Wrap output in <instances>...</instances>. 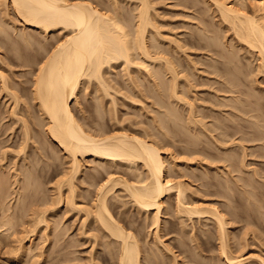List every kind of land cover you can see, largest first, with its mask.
Returning <instances> with one entry per match:
<instances>
[{"label":"bare ground","instance_id":"6f19581e","mask_svg":"<svg viewBox=\"0 0 264 264\" xmlns=\"http://www.w3.org/2000/svg\"><path fill=\"white\" fill-rule=\"evenodd\" d=\"M1 1H3L6 6V10L3 13L6 16L4 17H7V15L9 14L8 8L12 9V11L14 12L15 19H11V17L9 19L8 18L9 16L6 19L5 18L4 19L6 20L7 25L17 30L15 32H17L18 34L21 29L19 28V31H18V29L15 26L17 25L16 22H20L24 27L27 26V27H31L37 30V32H40V35L44 36L45 39H47L48 37L47 35L50 32H53V33L61 32L62 33V34L60 33L61 35L59 38H55L53 39L54 41H51V42L50 41L45 42L44 40L40 38L42 40L41 41L36 36L34 37V34L33 35L30 34L33 40H36L35 42H39L38 45L40 49L42 48L43 50L41 51L43 52L42 53L43 56H41L42 61H40L39 64L37 63L38 67L36 68L35 71H32L33 78L31 81L33 85L32 96H33V99L36 101L37 106L42 116V118L40 119L41 120L40 124L39 123L38 124L43 128V130L45 131L44 133L47 134L46 136H48L53 142H55L56 146L63 149L66 156L68 157L69 164L67 165L65 164L68 169L66 170L62 169L63 170L62 177L59 178V180L56 181L54 184L55 191H56L55 194L57 197L55 198L57 199L56 200L57 204L62 205L61 203H63V205L64 204L68 205L66 207H69V208L71 207L73 209L76 208V210L79 209V211L83 210L84 218L82 217L83 222H81V224L83 223V225L81 226H85V222L88 220V218L93 219L95 223V229H96L95 234L96 235L93 236L94 238L92 239H95L96 241L97 238L99 237L98 235L101 233L102 239L105 240V244L115 245V248L112 254V259L114 260L113 264H161V261H159L156 258L157 254L159 255L161 254L162 257L163 256L166 257L167 256L166 254L168 253H169V256L171 253V258L169 259L170 262L168 260L169 264H183L184 261L181 262V259L179 257V255L181 254L184 256V258L185 257L187 258L186 263L193 262V264H217V263L210 261L211 260L210 258L204 257L201 254V251L199 250V246L205 243L203 236H207V237L213 236L214 239L217 241L216 248L219 254L218 258L220 256V259H221L220 262L222 261L224 264H250L252 263L251 262L252 260H250L251 254L250 255L248 254V257L247 256L244 257L245 253L244 254L242 253L244 252L243 251L244 248L239 251L240 253L236 252L237 254H233L231 251V245L229 242L230 235H229V229H228L229 222L227 220L229 218L226 217L227 215L225 216L228 210H225L227 212L225 213L224 211L223 213V211L222 210L220 211L219 208L217 209L216 205L214 204L213 205L215 207L212 204L211 206L209 205V203L206 204V203L201 202L203 204L202 205L200 201L198 203L197 200L196 202L198 204H196V202L193 201L194 198L192 199V201H190L191 198L188 197L190 195L187 196L186 194V189L188 190V188H186L187 183L184 184L182 180L173 182L172 179L165 177V171L167 167L165 165L164 159L162 158L160 154V149L158 148V142L156 139L154 140L153 137H152L153 139L150 137L151 134L147 133V134L140 135L131 130L130 131L124 130L125 128L123 130L122 128L115 129V130L113 129L114 131L109 128L104 130L102 128V125L99 126V128L94 129L95 131H93V129H91L92 127H87V126L85 127L84 123H81L80 121H78V118H76L74 114L75 111H73L74 108H72L70 105L72 100L76 98L77 90L81 84L85 85L86 83H89V82H96V85H99L101 88H103L106 91L107 87H106V82L103 77V74L105 71L112 69L113 62L115 61L119 60L120 63L122 62V64L124 65H130L131 63H134V61H140L139 64H142L143 66H145V69H147L150 65L151 67H156L154 66V63H158V64L160 63L159 64L160 66L157 64L158 67L161 68V66L163 65L162 68L165 69L164 70V72L166 71L165 74L167 73L170 76V80L169 79H167L166 81L162 80L158 76L157 71L152 72L148 69L146 70L147 72H150L151 75H155L157 78H159L160 82L159 84H157V88L159 92L161 91V93L157 94V101L159 103L162 102L161 107L162 106L164 107L165 111H167L166 113L170 116V119L174 123H178L179 120H182L180 115L176 114V111H174L176 110L175 109L176 106L174 105L175 104L177 105V103L181 102V104L183 103L184 106L186 105L188 106V107L186 106V109H188L189 111H188V114H187L188 116L186 117L187 119L185 120V122L187 121L188 124L194 125L192 127L193 130L191 129L192 130L191 132L193 133L194 137L183 140L185 142V148L186 147L190 148L191 152L193 153H202L205 155L207 154V156H211L207 152V148H205L208 145L205 143L203 144V142L198 139L200 135H205L208 137V135L203 132L204 130L207 131L208 130L207 128H209V126L206 127L208 124L202 119L207 116L209 117L210 113L209 112L206 113L207 115H205L204 113L200 117L198 115V117L196 118L198 113L195 111L197 113L195 114V112L193 111L194 104L190 100H188V98L186 97L187 95H184L185 93L183 94L182 90L179 91L180 88L178 89L179 83L177 79L178 72L174 65L176 64L174 63V60H173L174 57L170 55L169 50L167 51L165 47H161L162 44L157 42L159 41L158 37L161 36L164 39L167 38V41L169 40L168 42H173L177 44L178 47H180V44L177 43L179 41L173 40L172 38H169L167 36L164 37L161 34V32H159L158 26L156 25L157 21L154 20L155 16L151 15L152 13L150 12L151 5L148 2V0H134V1L126 0L128 8H129L130 2L134 3L133 4L134 6H132L133 10L131 8L126 9L128 13L132 12V14L129 13V15L127 16L124 15L126 13H123V11L121 10L122 8L119 7L120 4L118 3H120L121 0H108L107 2L110 1V4H108L104 0H0V2ZM208 1L211 2V5L213 6L212 18L216 20L217 25L219 26L217 27L220 30H223L229 33L230 41L234 40L241 47L244 46L246 49L255 51L260 59L259 67L261 69V72L264 74V14L258 15V14L248 13L243 6L239 5L240 3L239 0H208ZM105 2L108 4V6L106 5ZM101 6H104L103 9L105 8V10L102 11ZM123 8L125 9L124 6ZM202 20L203 19H200L201 22ZM210 30L211 29L209 30L205 29L203 33L205 32L212 33V30L211 31ZM22 32L23 30H21L20 34H22ZM152 34L153 35L157 34L158 35V37L156 36L157 39H155ZM148 35H150V37L152 35L153 36L152 38L155 41L154 40L152 41L151 40L152 38L150 39ZM212 36L213 38L210 36L207 37L206 34H202L201 36H199L200 37L198 38L199 40L200 39L205 40V37H207L209 39L212 38L211 41L203 45H197V44L196 45L200 47H207L210 51H213V53L217 57L222 59V60L212 59V61L216 63L215 64L216 67L213 65L215 67V70L219 71V78L223 77L222 78L223 80L221 82L219 80V92H224L223 94L227 93V95L235 94L234 96H230L231 99L229 98V96L226 95L228 97L226 99L228 100L222 101V102L220 101L221 103L219 102L218 105L223 106V108L221 107V109H224L225 107V110H238V111L247 110L245 109V107L249 105V102H247V100H242L240 96L243 95L247 98H250L251 96H253V93L251 95L249 94L250 93L249 91L247 92L246 90L244 91V89L242 90L240 88V85H242L244 81L238 78L236 73L238 72V75H239V73H242L243 71L241 72L240 70H238L237 72H235V71L230 70L231 69L230 65L235 64V61H237V58H236L237 56L232 55V53L236 54V52L229 51V50L224 51V49H222L223 47H221L222 43L220 41L219 43L216 41L217 35L215 31L213 32ZM39 47L37 46L38 49ZM170 48L172 47L170 46ZM0 87L7 94L13 97L15 103L18 102L17 100L18 97L16 96L15 92H13L10 89V86L7 81V77L2 72H0ZM161 97L163 98L166 97L167 99H170L172 101V104L171 103L169 104V102L167 101L164 102V100ZM175 101L177 103H175ZM9 113L13 115L15 114V111H13L12 109V111H10ZM225 115H227L226 112H225ZM228 115H231V114L228 113ZM215 118L217 117L215 116ZM223 120L222 122L220 120L221 123L219 124H214V122H212L213 124L211 123L212 125H210L211 127L209 128L207 133L209 134V137L211 140H213L215 143L219 142V150H220L219 151V162L225 163V164H222L221 166L225 170L224 174L228 176L227 178L226 176H223L224 180L223 181L221 180V182L219 181L220 182L219 188L222 189L221 191H228V188L229 189L231 188L229 186V183L230 181L232 182V179L238 182L237 176H233V174H231L230 176V172H231L230 168L233 167L234 169H232V171L234 172L235 170V172L238 173L240 171V169L237 167L238 163L241 165L240 167L242 168H250V167H246V166H249L246 164L247 162H245L246 156H248L249 158V156L252 155V153L254 154V152L255 154H257V156H264L263 155L264 147L262 146L260 147V149L258 148L254 149V152L252 151L253 149H251L250 155H249V153H247L248 148L246 149V147L242 145L243 143H241L242 142L241 140H245V141L246 140L247 141L264 140V134H262L261 132L257 134L255 133V136L251 139H247L245 136H241V135L239 138L238 137L239 135L237 134L238 132H240L239 126L228 123L226 121L228 119L226 118H223ZM21 122L23 123L22 124V137L20 140L19 150L15 156L17 158L18 156H20L19 157L20 161H15V160L12 161L13 159H10L11 162H9V165L7 166H10L11 163L13 167L15 166L14 171L16 173L14 174V177L16 179V182L18 181L20 190L21 189L25 190L23 191V193L27 194L26 192L28 191L26 189L30 187H32V189L34 188L33 193L35 192L38 193L40 192L39 190H42V189L40 188V185H41L40 181L39 179H37L38 174L35 175V173L43 169V168L37 167V163H39V161H42L39 150L43 151V147L42 149H38V152L37 150L35 151L33 150L32 152H29L28 154L25 153V149L27 145H29L28 142L32 138V134H31V129L28 125H26L25 120L22 119ZM157 124L160 126L161 129L163 128L162 130H164L165 132L164 133L163 131H161L163 132V134H167L168 133L167 130L170 133L172 132V134L179 133L178 129L175 128L176 129L175 130L173 127H170L167 124V121L163 119V116L158 117ZM197 126L198 128H195ZM109 130H112V132H109ZM217 130H219L218 133H217ZM229 130H231L232 132L231 133L228 132ZM214 132L216 134H214ZM196 134L199 136H197ZM235 135H238L236 137L240 139L239 140L237 138L238 139L237 141L239 142L241 141L240 149H242V155L240 154L239 156L241 157L240 159L233 158V154H234L233 152L235 150L232 148L233 147L232 145H236L234 144L236 142V141L234 142L235 138H233V136L235 137ZM228 137L229 139L232 138V140L231 139L229 140ZM176 138L177 137H174V139ZM179 141H182V140L180 139ZM227 144H230V147ZM255 150H258V151H255ZM5 152H3L2 154L3 155L2 157L4 159H5V156H4ZM3 158L0 159V161H3ZM89 161H93V162L98 161L101 163L108 162V165L112 167L113 165L117 166V164H120L123 167L124 165L127 166V169L137 168L136 170L134 169L135 171H137V173L136 172L133 173L132 172L133 169H131L130 172H132L133 175L135 173L139 175H135L136 176V179H135V176L131 177V173L128 171L129 173L128 174L127 169H125L126 173L122 172V174L120 173L115 174L114 172L115 170L111 171L115 175V176L114 175L112 176L111 175L112 173H109L108 172L109 170L103 164L99 166L100 168L103 167L102 170L103 172L105 171L106 173L105 172L102 173L101 169L98 170V168H97L98 172L95 169L96 173H95V170H94V173H91L92 171L89 173L85 171L86 177L84 176L83 180L89 183L90 185H93V188L95 187L94 188L95 194H94V197H92L93 199L90 202L88 207L86 203L84 207L82 206L79 207L78 206L79 204L76 203L77 200L75 201V198L77 196V194L75 195V193H77L76 189H79L78 188L79 184L77 180L80 181V178L79 179L77 178V174L82 172L81 169L84 167V165L85 166L86 164L88 165ZM3 164L5 163L2 162L1 167H3L2 166ZM139 164H141V167L144 169L143 170L144 173L141 172L142 174L138 172L139 171L138 167H140ZM1 167H0V207H2L3 213L1 214L2 217H0V225L1 226L5 225L4 227L5 228L7 227L6 229L11 232L12 230H14L13 228L15 227L18 228V226H20L19 225L20 222L18 221L21 220L22 225L19 228L20 230L25 229V227H22L23 224L24 226L26 225L25 224L26 222L23 223L25 219H21L22 218L21 215L15 214L16 213L15 211L17 210V208L14 212L11 210L9 213L11 206H9L8 203L11 204L13 202V201L11 202L8 201V199L10 200L9 196L11 193H8V196H7V191L11 190L9 187L10 185H8L10 183L8 181V184H7V178H8L7 177L8 172L6 171L7 167L5 168L4 166L5 169L4 168L2 169ZM253 170L250 174H252V176L257 175L259 178L262 179L263 176L261 177L259 172H257L256 170L254 171ZM104 174H107L106 179L101 178L102 175ZM100 178L102 179V182L98 183L101 180ZM131 178L132 180L134 179L135 180L132 181ZM253 182L254 181L251 180V177L248 176L247 178L246 177L244 178V184L241 185L240 194H242L243 198L248 201L251 199V197L249 196V192H251V189L257 188L255 185H253L254 184ZM118 185L119 187L121 186L120 189L123 190L124 193H126L123 195V197L126 195L128 197V200H130V202L127 204H129V206L135 207L140 212V214L141 213L144 214L145 216V218H143L144 221L145 219L146 221L151 220L150 228L153 226L152 227L153 230L148 229L147 231L150 233V230H152L151 231V233L153 234L152 239L154 240V241L152 240V243L154 245L150 243V241H148V238L143 240L145 236L142 238V240L137 237L138 232L134 228L131 227L132 220L129 219L131 223L130 221H127V216H123L124 213L121 212L120 214L121 216L119 215L115 216L113 214L112 210L115 205L114 201L117 200L115 199L117 195L115 194L113 190H115L116 186ZM7 186L9 187V189H7ZM247 188H249L250 190H248ZM29 190L31 191V189ZM172 191L174 192V195H173L174 203H172L173 205H171V203L169 205L168 203L170 201L167 200V198L170 197L171 194H173ZM41 192L43 193L44 191H41ZM112 192H114V195H113L114 198L111 195H110L111 198L108 197L109 193H112ZM21 195H23L22 198L26 197L24 196V194H21ZM29 197L25 199L30 200L31 202L35 201L33 199L34 197L31 198L32 197L31 195H29ZM84 197L86 198V196ZM121 197L122 195L120 197H117L118 200H121ZM223 197L227 198V195L223 194ZM6 199L8 202L6 201ZM39 199L41 198H38V201ZM19 200H21V198ZM26 200L24 202V199H23V201L21 202H24L25 203L24 205L28 204V206L30 207L27 206V208L30 211H31L30 208L32 206V210L34 212L32 213L31 211L33 215L30 213V211L25 212V211H28V209L26 208V206H23L26 208V209L25 208L23 209V212L25 213L23 215H25V218L27 219L29 218L31 219L32 216L33 217L36 216L35 219H33L32 217V220L35 223L31 224L32 220L31 221L26 220L27 225L29 224L33 225L32 227L33 229H31V226H30L29 229H31V231L29 230L28 234H26L27 230L26 231L23 230V232L25 231L26 233H22L21 231L23 239L24 237L26 238L27 236L26 239L30 241L32 238L35 239V236L32 237V235H34V231L37 228L39 229L40 226L42 227L41 224L39 225V227L37 226L39 223H45L47 225H50V223H46L45 218H47L48 216L46 217L44 216L45 212L47 213V211L45 212L39 211L40 208L38 209L35 206L37 208L36 209L35 207H33L34 206L33 203H30V201L28 202ZM3 201L7 202L8 204V207H9V210H7L8 214L5 213L7 207L6 208L3 207V204H5V202ZM40 201L42 203L44 202L43 200H40ZM29 203L32 205H30ZM121 203L123 204L124 201ZM37 204H39V202ZM122 204L120 205L121 207L125 205V203L123 205ZM167 204L168 206L172 207V208H169V210L170 209L173 210V212L170 210V212L172 213L171 216L173 217L176 215L181 220L180 224L182 226V229L185 224L188 225L186 220H188V222L189 221L191 222V226H188V227H190L189 229H191L190 230L191 237L195 238L196 242L194 244V248L198 250L197 254L201 255L200 258H197L194 254H192L191 252L187 250H183L179 244L172 245L171 242L166 243L164 241L166 240V238L165 239L162 238L165 234L168 235V233L171 232L173 229L170 222H169L170 223L169 226L167 225V228L162 229L166 220L164 219L162 221L161 219H163L164 217L161 218V216H164L165 214L164 210H166L167 215L169 213V211L167 210L168 208L166 206ZM23 207L19 206V209L21 208L20 210H22ZM12 208H13V204H12ZM43 208L44 207H42V209ZM1 210H0V213L2 212ZM11 212L14 214L11 215ZM26 213H27V217H26ZM28 213H30L31 216L30 215L28 216ZM227 214L232 215L233 212L229 211V213ZM149 216H151V219H148L150 218ZM92 219H89V222L90 220L92 221ZM203 220H206V222L203 223L204 222ZM29 221L30 223H28ZM50 221L47 220V222H50ZM146 221H145V224H147V227H148V223H146ZM195 222L196 224L199 225L198 227H196ZM210 222L212 226L207 227V225ZM45 224L43 225L45 226ZM47 225H46V228L49 227ZM200 225L206 226V228H203ZM5 228L3 229L0 228V229L3 232L4 230L7 232ZM48 229H46L47 231H45V228L44 230H41L42 236H43V231L48 232V234H44L45 238L48 239L46 241H49V237L51 238V236H48V235L50 233L52 234V232H50V230L48 231ZM20 230L16 229V232H14L15 231L14 230L12 231V233H5L6 236H8L7 239H2L3 241L1 242L3 244H1L0 242L1 245H4V242H6L5 246L8 244L6 246L7 250L5 248H4L5 250L3 249L7 253V255H10L9 253L14 252L12 254L16 253L15 255L17 256L18 254L19 256L20 255L19 253L22 252L23 250L29 251L30 253L31 249L35 247V245L34 247H32V244H31L34 241V239H32L33 241L31 240L32 242L30 241L29 242L30 244L27 246V244L26 245L24 244L25 242L23 240H20V238L22 239V237L20 236L21 234L19 235L20 238L17 235H14L15 233L17 234V232H19ZM161 232L163 233L162 235H161ZM55 233H53V238L55 237L54 236ZM149 233H146V234L148 235ZM10 234L13 235L11 236V238H10ZM23 234L24 235L26 234V235L24 236ZM38 234L40 235V233ZM0 235H1L0 237V240H1L3 235L2 233ZM41 235H40V238L38 236L37 238L41 239L44 237V236L41 237ZM15 236L18 238L17 242L19 245L16 244L18 245V247L14 248L15 247L14 246L13 248H11V251H12L11 252L9 250L11 247L9 244L12 245L11 241H13L12 239H14ZM96 236L98 237L96 238ZM3 237H5V235ZM8 238L10 239V243L8 242L9 241ZM55 238L56 240L58 239L57 237ZM145 240L153 245V246L151 245L152 248L157 244L156 245L157 247H154V248L156 250L157 249L159 250L155 252L154 248L152 249L151 246H147L146 247L147 254H145V250L139 244V242H142V241L144 242ZM46 241H45V244H46ZM146 241L145 243H147ZM247 241L248 240H246V243ZM17 242L15 241V243ZM35 242L36 241H34V243ZM42 242L44 244V241ZM52 242L53 240L51 241V243ZM39 243H40V240H39ZM38 244H37V248H34L32 250L34 253L36 249L38 250V248H41L42 250L43 249L42 247H44L45 245V244L43 245L42 243L41 244L43 246L41 244L40 245ZM246 245L248 244H245V246ZM49 246H45V247L49 248ZM54 247L55 249H57L56 246ZM174 247L178 250V253L176 252L177 254L172 251ZM51 249H53V251H51ZM51 249L50 251H48L49 253H52L53 255V253L57 251V255H59L58 253H60V251L58 252V250H55L54 248H51ZM38 251H40V249ZM24 253L26 252H23V254ZM29 253L28 254L26 253V255H29ZM46 253L47 252L43 254L45 255ZM39 255L40 254H38V256ZM57 255H54L53 263L48 262V264H60L61 262L64 263L65 261H67V257L62 256L60 259L58 258L60 256L57 257ZM30 256L31 255H29L28 257L30 258ZM32 256L31 258H33V260L32 259L31 260L34 261L35 254L33 255L32 253ZM36 256H37V253H36ZM252 256L253 258L256 259L258 264H263V261L260 255H259L260 257L256 255H255L256 257H254V255ZM40 257H42V253ZM25 261H27V259ZM28 261L23 264H27ZM48 261H50V259Z\"/></svg>","mask_w":264,"mask_h":264},{"label":"rangeland","instance_id":"374dc122","mask_svg":"<svg viewBox=\"0 0 264 264\" xmlns=\"http://www.w3.org/2000/svg\"><path fill=\"white\" fill-rule=\"evenodd\" d=\"M104 1L107 2L108 0H104ZM131 1H134V0H131ZM148 2L151 5L150 12L153 13V14L151 13V15H154L155 16L154 20L157 21L156 25L158 26L159 32H161V34L164 37L167 36L169 38H172L173 40L179 41L177 43L180 44V47H178V45L173 42H168L169 40L167 41V38L164 39L160 35H159L160 37H158L157 34L156 35L152 34L155 39H157V37L159 38V41L157 42L162 44L161 47H165L167 51L169 50L170 55L174 57L173 60H174V63H176L174 65L178 72V78H177L178 83H179L178 89L180 88L179 91L182 90L183 94L185 93L184 95H187L186 97L188 98V100H190L194 104L193 111L194 112L196 111L198 113L197 114L195 112V114H197L196 118L198 117V115L200 117L202 114L205 113V115H207L206 113L209 112L210 116L204 117L202 119L203 121L207 122L208 125L205 123L207 125L206 127L209 126L210 128L211 127L210 125L213 124L212 122H214V124L221 123L223 118L228 119L226 120L228 123L239 126L240 132L237 133L239 136L238 135H235V137L233 136V138H235L234 142L235 141L237 142V143L236 142L234 143L236 145H232L233 146L232 148L235 151H237V152L235 151L233 152L234 153L233 158H236V159L241 158L239 157L240 154L242 155V149H240L241 141H242L241 143H243L242 145H244L246 149L248 148V151L247 150L246 151L247 153H249V155H250L251 149H253L252 151L254 152V149L256 148L260 149L261 146L264 147V140H251V141L241 140L240 142L237 141L240 138V135L245 136L247 139H251L255 136V133L257 134L261 132L262 134H264V74L261 72V69L259 67L260 59L257 53L255 51L246 49L244 46L241 47L234 40L230 41L229 33L223 30H220L218 28L219 26L217 25L216 20L212 18L213 6L211 5V2H209L208 0H148ZM239 2H240L239 5L243 6L248 13L258 14V15L264 14V0H239ZM107 3L110 4V1ZM107 3L106 5L108 6ZM130 3H129V8L133 10L132 6H134L133 5L134 3L133 2H130ZM118 4L121 5V6L119 5V7L122 8L121 10L123 11V13H126L124 15L126 16L129 15L130 12L128 13L126 10V9H129L127 7L128 6L127 1L123 0L122 2L121 0L120 3ZM123 6L125 7V9L123 8ZM101 7L100 9L102 11L105 10V8L103 9L104 6H101ZM5 10H6V6L4 2L1 1L0 2V40H1L0 42V72L6 75L10 89L13 92H15L16 96L18 97L17 98L18 102L15 103L13 97L7 94L0 87V159L3 158L2 154L3 152L6 151L4 153L5 159L3 158V161H0V167H1L2 162L5 164H3L2 165L3 167L1 168L3 169L4 166L5 168L7 167L6 168V171L8 172L7 174L8 178L6 177L7 184L9 181L10 184L8 185H10L9 187L11 189L7 191V196H8V193H11L9 196L10 200L8 199V201L10 202L13 201L11 204L8 203L9 206H11L10 210L7 204L8 202L7 199H6L7 202L3 201L5 202V204H3V207L8 208V209L6 208L5 213H7V210H9V213L11 210L14 212L17 208V210L15 211L16 212L15 214L21 215L22 216L21 219H25L23 223L26 222L25 223L26 225L24 226L23 224L22 226V227H25V229L20 230L19 228L22 225L21 220L18 221L21 223V224L19 223L20 226H18V228L15 227L17 230H20L19 231L20 233L17 232V234L15 233L14 235H17L19 237V235L21 234V231L22 233H26L25 231L27 230L26 234H28L29 230L31 231V229H33L32 228L33 225H30V224L27 225V221L28 220L31 221L33 216L31 217V219L30 218L27 219L25 218V215H23L25 214L23 212V209L25 207L23 206H26V208L28 206L27 202H26L27 205H24L25 204L24 202L26 200L25 198H28L29 195L32 196L31 198L34 197L33 199L35 201L36 200L38 201V198H41L38 201L39 204H37L38 203L37 201L36 202L34 201L36 205L33 201L31 202L30 200H26L28 202L30 201V203H33L34 204L33 207L36 206L38 209L40 208L39 211H42V212L47 211V213L45 212L44 216L45 217L48 216L47 218H45L46 223H50V225H47L45 223H39L37 225L39 227V225L41 224L43 228L41 226L39 227V229L37 228L35 230L36 233L34 231V235H32V237L35 236V239L32 237L31 238L34 239V241L38 243L40 240V243L38 244L35 242L36 243L35 244L34 241L31 239L33 241L32 242L30 240L32 242L31 243L32 247H34L35 245L34 248H37V244L38 245H40L41 243L43 244L42 241H44V244H45V241L48 240L44 236V234H48V232L43 231L44 237L41 235L42 233L41 230H44V228H45V231H47L46 229L49 228L48 231L50 230L52 234L50 233L48 235V236H51V238L49 237V241H46L45 245L43 244L44 247H42L43 248L42 250L41 248H38V250L40 249V251L36 249L34 253L32 251L34 248L31 249V252L33 253V255L35 254L36 256V253H37L36 257L39 258L38 260V258L34 256L35 260L32 261L33 260V258H31L32 253L30 252L31 253L30 254L29 251L23 250L22 252L19 253L20 254L19 256L17 254L18 258L15 255L16 253L12 254L14 252L11 251V248H13L14 246H15L14 248H16L19 245L17 242L18 238L16 236H15L16 238L14 237V239H12L13 241H11L12 245L9 244L11 246V247L9 246L10 247L9 250L12 253L8 252L10 255H7V253L4 250L5 249L7 250L6 246L8 244L5 246L6 242H4V245H1L3 244L1 241H3L2 239H7L8 236H6L5 233H12V231L14 230H15L14 232H16V229L13 228L14 230L11 229L12 231L10 232L6 229L7 227L6 228L4 227L5 225L4 226L0 225L1 229L5 228L7 230V232L5 230L3 232L0 229V234L2 233L3 236L5 235V237L2 236L0 240L1 242L0 244V263L2 262L1 264L3 263L6 264L7 262V264H20V263L23 264V263H26L28 260L29 261L27 264L29 263L32 264L33 262H34L33 264H36V263L37 264H48V262L53 263L54 255H57V251L54 252L55 254L53 253V255L52 253H49L48 251H50L51 248L55 249L54 246H56L57 249L55 250H58V252L60 251L57 257L60 256L58 257L60 259L62 256L67 257V261H65L64 263L61 262L62 264H113L114 260L112 259V254H113L115 245L105 244V240L102 239L101 233L98 235L100 238L96 236V238L98 237L96 241L95 239H92L94 238L93 236L96 235L95 234L96 233L95 223L93 219L88 218L87 220L88 223L87 221L85 222V226H86L85 228V226H81L83 225V223L81 224V222H83L82 220L84 218L83 210L79 211V209H77L78 210L77 211L76 208L73 209L71 207L70 208L66 207L68 205H65V204L63 205V203H61L62 205L57 204V201H56L57 197L55 194L56 191H55L54 184L56 181L59 180V178L62 177V174H63L62 169H65V170L68 169L66 166L67 164H69L68 157L66 156L63 149L56 146V143L53 142L48 136H46L47 134L44 133L45 131L39 125L41 121L40 119L42 118V116L37 106V103L33 99V96H32V89H33V85L31 82L33 78L32 71H35L36 68L38 67L39 62L42 61L41 56H43L42 55L43 52L41 51L43 50L42 48L40 49L38 45L39 42H35L36 40H33L30 34L32 35L34 34V37L36 36L39 39L41 38L45 42H49V41L51 42V41H54L53 39L59 38L62 33L61 32H54V33L50 32L47 35L48 36L47 39H45L44 36L40 35V32H37V30L31 27H27V26L24 27L20 22H16L17 25L15 26L18 29V31H19V28L23 30L22 34H20L21 30L19 31V34H18L17 32H15L17 30L7 25L6 20H5L8 16H9L8 17L9 19L10 17L11 19H15L14 12L12 11V9L8 8L9 14L7 15V17H4L6 16L3 14ZM130 14H132V12ZM200 19H203L204 22L203 20L201 22ZM205 29L206 30L211 29L212 33L211 32L203 33ZM214 31L216 32V35H217L216 41L218 43L219 41L222 43L221 45V47H223L222 49H224V51H228V50L235 51L237 54L236 55L235 53L234 54L232 53V55L237 56L236 57L237 61H235V64L230 65V68H231L230 70L235 71V72H237L238 70H240L241 72L243 71L242 73H239V75H238V72L236 73L237 77L244 81V83L240 85V88L242 90L244 89V91L245 90L247 92L249 91L250 92L249 94L251 95L253 93V96L251 97L249 96L250 98H247L243 95L240 96L242 100H247V102H249V105L245 107V109L247 110H241V111L225 110V107L224 109H221V107L223 108V106L218 105L220 101L222 102V101L228 100L226 99L228 98L227 96H229V98L231 99L230 96H234L235 94L227 95V93L223 94L224 92H219V80L221 82L223 80L222 79L223 77L219 78V71L215 70L216 63L213 62L212 59H218V60H222V59L217 57L213 53V51H210L207 47L197 46V45H203L207 42H210L211 39L213 38L212 35ZM202 34H206L207 37L210 36L212 38L209 39L205 37V40H201V39L199 40L198 38H200L199 36H201ZM152 35L151 37L150 35H148L150 39L153 37ZM151 40L153 41L154 39L152 38ZM37 46L39 47V49L37 48ZM170 46L172 48H170ZM139 62L140 61H134V63H131L130 65H124L122 64V62L120 63L119 60L113 62L112 69L105 71L103 74V77L106 82V87H107L106 91L103 88H101L99 85H96V82H89V83H86L85 85L81 84L77 90L76 98L72 100V102L70 103L71 107L74 108L73 111H75L74 113L75 117L78 118V121H80L81 123H84L85 127L86 126L92 127L91 129H93V131H95L94 129H97L99 128V126L102 125V128L104 130L108 128L112 130L122 128L123 130L125 128L124 130H129V131L131 130L140 135L147 134V133L151 134L150 137L151 138L153 137L154 140L156 139L158 142V148L160 149V154L162 158L164 159L165 165L167 167L165 171V177L172 179L173 182L182 180L184 184L187 183L186 185L187 187L185 186L186 188H188V190L186 189V194L187 196L190 195L188 197L191 198V200L190 199L188 200L192 201V199L194 198L195 200L193 199V201L196 202L197 200L198 203L200 201V203L201 202L206 203V204L209 203V205L214 204L216 205V208L217 209L219 208L220 211L222 210L223 213L225 210H228V212L225 211V213L226 212L229 213V211L233 212L232 215L227 214V213L225 214V216L227 215L226 217L229 218L227 220L229 222L228 224L229 235H230L229 242L231 245L232 253L237 254L236 252H239L240 250L244 248L243 249L244 252H242L243 254L245 253L244 257L246 256L248 257V254L249 255L251 254L250 260H252L251 261L252 263L250 264H253V263L258 264L256 259L253 258L252 255H254V257L261 256L263 264H264V179H263L264 178V156H257L255 152L254 154L252 153V155H250L252 158L250 156L249 158L248 156H246L247 159L245 158V162H247L246 164L249 165L246 167H250V168H242L240 167L241 165L238 163L237 167L240 169L238 173H236L235 170L234 172L232 171V169H234L233 167L230 168L231 170L230 176L231 174H233V176H237L238 182L232 179V182L230 181L229 183V186L231 188L230 189L228 188V191H221L222 189L219 188V183L221 182V180L222 181L224 180L223 176H226V174H224L225 170L221 166L222 164H225V163L219 162V151H220L219 142L215 143L213 140L210 139L209 134L207 133L209 128H207L208 130L207 131L204 130L203 133H206L208 137L205 135H200V136L197 134L196 135L199 136L198 139L201 140L203 144L205 143L208 145L205 148H207V152L211 156H207V154L205 155L202 153H193L191 152L190 148H187V147L185 148V142L183 140L194 137L193 133L191 132L193 130L192 127L194 125L188 124L187 121L185 122V120L187 119L186 117L188 116L187 115L188 111H189L188 109H186L187 105L185 104L186 106H184L183 103L181 104V102L177 103L175 101L177 105L176 104L174 105L176 106L175 107L176 110L174 111H176V114L180 115L182 120H179L178 123L172 122V120L170 119V116L166 113L167 111H165L163 106L161 107L162 102L159 103L157 101V94L161 93V91L159 92L157 88V84H159L160 82L159 78H157L155 75H151L150 72H147L146 70L148 69L152 72L157 71L158 76L164 81H166L167 79L170 80V76L167 73L165 74L166 71L164 72L165 69L162 68L163 65L161 66L162 69L158 67L160 63L159 64L154 63V66L156 67H151L150 65L147 69H145V66H143L142 64H139ZM223 95L225 96V98ZM161 98L164 100V102L167 101L169 102V104L170 103L172 104V101L170 99H167L166 97L164 98L161 97ZM12 109L13 111H15V114L13 115L9 113L10 111H12ZM225 112L227 115H225ZM228 113L231 114L232 116L228 115ZM214 115L217 118H215ZM160 116L161 117L163 116V119L167 121V124L170 127H173L174 129L175 128L178 129L179 133L172 134V132L170 133L167 130L168 133L166 132L167 134H163L164 132V130H162L163 128L161 129L160 126L158 125L159 123L157 124L158 117ZM22 119L25 120L26 125L30 127L31 134H32V138L28 142L29 145H27L25 149V153L28 154L29 152H32L33 150L34 151L37 150L38 152V149H42L43 147V151L39 150L42 161H39V163H37V167L38 168L40 167L43 169H41V171L39 170L40 172L38 171L37 173H35V175L38 174L37 179H39L40 184H41L40 188L42 190H39V191L40 192L44 191V192L43 193L38 192L39 194L35 192L36 195L35 193H33L34 188L32 189V187L26 189L28 192H30V193L26 192L28 195L23 193V191L25 190H22V189H21L22 191L20 190L18 181L16 182V179L14 177V174L16 173L14 171L15 166L13 167V165H11L12 163L10 164V166H7L9 165V162H11L10 159H13L12 161L14 160L20 161L19 159L20 156H18V158L15 156L19 150L20 140L22 137V124H23L21 122ZM195 128H198V126ZM112 130H109V132H112ZM218 132L219 130H217V133ZM228 132L231 133L232 131L229 130ZM214 134L216 133L214 132ZM236 136H238L239 138ZM174 137H177V138L174 139ZM180 139L183 142L179 141ZM230 139L232 140V138ZM227 145L230 147V144H227ZM255 151H258V150H255ZM252 161L255 163H253ZM106 163L104 162L101 163L98 161H94V162L89 161V164L88 165L86 164V166L84 165V167L81 169L82 171L80 172L81 174L80 173H78L80 175L77 174V178L78 179L80 178V181L77 180L79 184V187H78L79 189H76L77 193H75V195L77 194V196L75 198V201L77 200L76 203L79 204V205L77 204L79 207L81 206L84 207L85 203L88 207L90 202L93 199L92 197H94V194H95V190H94L95 187L93 188V185H90L89 183L83 180L84 176L86 177L85 175L86 172L89 173L92 171L91 173H94V170L95 169L97 170L98 168V170L101 169L102 173H104L105 171L103 172L102 170L103 167L100 168L99 166L103 164L109 170L108 171L109 173H112L111 171H114V170H115L114 171L115 174H119V173L122 174V172L126 173L125 169H127V166L124 165L125 167L124 168L120 164H117L118 167L115 165H113L112 167L108 165V162ZM139 166L140 167L137 166L139 169L138 172H140V174H142L141 172L144 173L143 171L144 169L141 167V164H139ZM118 169L120 171L121 170L123 171L120 172ZM129 169H127V173L128 171L130 172L131 169H133L132 170L133 173L134 172L137 173V171H135L137 168H129ZM248 169L249 170L251 169L250 172ZM253 169L259 172L261 177L263 176L262 179L259 178L257 175L252 176V174H250ZM96 170H95V173H96ZM132 172H130L131 177L132 176L134 177L135 175H139L136 173L133 175ZM106 175L107 174L102 175L101 178L106 179L107 177ZM111 175L113 176L114 173H112ZM248 176H250L251 180L254 181L253 185L257 187L255 189H251V192H249V196L251 197L249 201L244 199L243 195L240 194L241 185L244 184V178L245 177L247 178ZM227 177L228 176H226V178ZM102 179L98 183L102 182ZM135 179H136V176H135ZM9 187L7 186V189H9ZM120 187L118 185L116 186L115 190H113L115 194L117 195V197H120L122 195L121 200H118L117 197L115 198L117 199L116 201H114L115 199L112 200L115 203L113 210H112L113 214L115 216L116 215L121 216L120 215L121 212L124 213L123 216H127V221L132 220V223L130 221L132 225L131 227L134 228L138 232L137 237L142 240V238L145 236L143 240L148 238V241L152 243L153 234L151 233V231L153 230L152 229L153 226L150 228L151 220L146 221L145 219L146 223H148V227H147V224H145V221L143 220V218H145L144 214L142 213L140 214V212L135 207L129 206V204H127L130 202V200H128V197L126 195L125 196L127 198L125 196L123 197V195L126 193H124L123 190L120 189ZM29 189H31V191ZM247 189L250 190L249 188ZM173 191H172L173 194H171V196L167 198V200L170 201V202L168 201L169 205L170 203L171 205H173L172 203H174L173 201L174 192ZM114 192L109 193L108 197L110 198L111 196L113 197ZM21 194H24V196L26 197L22 198L23 195ZM223 194L227 195V198L223 197ZM36 196L37 197L39 196V197L37 198ZM84 196H86V198ZM20 198L21 200H19ZM23 199H24V202H21L23 201ZM40 200H43L44 204ZM123 201L125 205H123L124 203L123 204L121 203ZM20 202L23 204H21ZM198 203L196 202V204ZM12 204H13V208H12ZM121 204L123 205L122 207L120 206ZM168 204L166 205L168 209L166 207L165 208L169 211L168 213L169 216L166 214V210H164L165 211V214L163 213L164 216H161V218L164 217L163 219H161L162 221L164 219L166 220L162 229L167 228V225L169 226L170 223L173 229L171 232L168 233V235L165 234L162 238L164 239L166 238L167 241L164 240L166 243L171 242L172 245L179 244L183 250H187L191 252L192 254H194L197 258H200L201 255L197 254L198 250L194 248V244L196 242L195 238L191 237V233H190L191 229H189L190 227H188V226H191V222L190 221L188 222V220H186L188 225L185 224L182 229V226L180 224L181 220L176 215L173 217L171 216L172 213L170 212L171 209L169 210V208H172V207L168 206ZM19 206L23 207L22 210H20L21 208L19 209ZM42 207H44L43 208L44 210L42 209ZM45 208L48 209L49 211L46 210ZM1 209L2 207H0V210ZM30 209L33 213L34 211L32 210V206ZM1 211L2 212L0 213V215L3 213V209ZM17 211L19 212V214ZM29 211L30 210L28 209V211H25V212H29ZM171 211L173 212V210ZM30 213H28V216L30 215ZM12 214L14 213L11 212V215ZM0 217H2V215ZM26 217H27V213H26ZM149 217L150 218L148 219H151V216ZM35 218L36 216L33 217V219ZM89 219H92V221L90 220L89 222ZM47 220L49 221L51 220V221L47 222ZM30 221L28 223H30ZM203 221H204L203 223L206 222V220H203ZM32 223H35V222L32 220L31 224ZM43 224H45V226ZM46 225L49 227L46 228ZM195 225L196 227L199 226L198 224H196V222H195ZM30 226H31V229H29ZM209 226L210 227L212 226L211 222L207 225V227ZM81 227L82 228L84 227L85 229L83 228L84 229L83 230ZM201 227L206 228V226H201ZM148 229H152L150 230L151 235L147 231ZM23 230L25 231L23 232ZM37 230L40 232H38ZM38 233H40L41 237H43L41 238L42 241L41 239H39L40 235ZM53 233H55L54 236L58 238L57 240L55 237H54L55 239L53 238ZM146 233H149L148 234L149 236ZM162 234L163 233L161 232V235ZM11 236L13 235L10 234V238ZM20 236L22 237V234ZM37 236L39 238H37ZM26 238L24 237V239ZM203 238L205 240V243L199 246V250L201 251V254L204 257L210 258L211 259L210 261L214 263L224 264L222 261L220 262L221 260L220 256L218 258L219 254L216 248L217 241L214 239V237L213 236L212 237L203 236ZM24 239L23 237L22 239L20 238V240H23L25 242L24 244L25 245L27 244L28 246L30 244L29 243L30 241L26 239L27 240L26 242V240ZM8 240L6 241L10 243L9 238ZM52 240L53 242L51 243ZM246 240H248L247 243H246ZM15 241L17 243H15ZM145 241L139 242V244L145 250V254H147L146 247L151 246L153 243L150 244L148 241H146L147 243H145ZM245 244H248L246 245L247 247L245 246ZM156 245L154 247H157ZM45 246H49V248ZM157 250L154 248L155 252ZM51 251H53V249H51ZM172 251L174 253L176 252L178 253V250L175 247ZM23 252H26L27 254L29 253V255H31L30 258L28 257L29 255H26V253L23 254ZM39 252L42 253V257H40L41 253ZM45 252H47L48 254L46 253L47 255L46 254L44 255L43 253ZM38 254L40 255L38 256ZM160 255L157 254L156 258L159 261H161V264H169L168 260L171 258V253H170V256H169V253L166 254L169 258L165 255L168 259ZM7 256L8 257L11 256V257H9L8 259ZM179 257L181 259V262L184 261L183 264H193V262L186 263L187 258L186 257L184 258L182 254L179 255ZM23 258L25 260L27 259V261H25ZM49 259L50 261H48Z\"/></svg>","mask_w":264,"mask_h":264}]
</instances>
